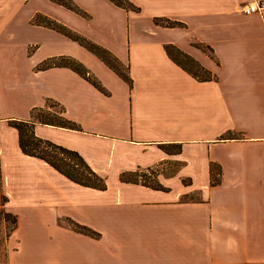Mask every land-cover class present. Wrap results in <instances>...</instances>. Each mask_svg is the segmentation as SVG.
<instances>
[{"label": "crops", "instance_id": "1", "mask_svg": "<svg viewBox=\"0 0 264 264\" xmlns=\"http://www.w3.org/2000/svg\"><path fill=\"white\" fill-rule=\"evenodd\" d=\"M18 1L32 7L26 58H0L11 79L0 80V224L15 220L3 264H264V0ZM64 57L103 90L69 67L41 68ZM47 100L79 129L35 124V136L78 152L105 189L22 152L9 121ZM142 171L154 185L121 180Z\"/></svg>", "mask_w": 264, "mask_h": 264}, {"label": "trees", "instance_id": "2", "mask_svg": "<svg viewBox=\"0 0 264 264\" xmlns=\"http://www.w3.org/2000/svg\"><path fill=\"white\" fill-rule=\"evenodd\" d=\"M60 4L65 5L66 7L77 10L68 0H53ZM119 5L124 4L120 0H113ZM162 23L166 25H175L176 22H171L168 20H161ZM50 25V23H47ZM68 37L72 40L77 41L80 45L87 48L89 51L98 56L101 60L104 61L110 68H112L118 75H120L125 81L130 83V78L126 73H124L117 64L115 60L112 59L110 54L105 50L101 49L99 46L93 44L92 42L86 40L85 38L67 33ZM167 53L169 56L177 62L179 65L187 69L193 76H197L195 71H192L185 67L181 61L178 60L177 54L173 51L171 47H167ZM179 53V52H178ZM180 54V53H179ZM185 57V56H184ZM187 62L196 64L193 60L188 57H185ZM191 64V65H192ZM66 66L76 72H78L82 77L87 79L91 84H93L99 90H103L101 85L93 78H91L87 71L82 68L79 64L73 61L69 57L61 58L60 60H46L41 64V68H47L51 66ZM207 78V76L205 77ZM58 106L59 111H53L51 107ZM64 109L59 104L55 103L52 100L46 101L45 107H34L30 111V119L28 120H10L9 124L15 127L19 133V145L23 153L40 158L51 165L59 173L64 175L70 181L80 184L82 186L91 187L95 189H105L106 184L103 177L99 176L91 167L86 163V161L81 157V155L71 149L65 148L63 146L57 145L49 140L41 139L35 136L33 132V127L35 124H46L54 125L59 127H65L69 129H79L76 123L67 119L64 115ZM142 176L136 172H129L127 174L121 175V180L123 181H132L137 182V179H133L132 176ZM129 176V177H128ZM145 183V182H143ZM7 215H3V219ZM9 217V216H8ZM14 219V218H13ZM15 224V220L13 221ZM74 229L81 231L87 234H92L87 228L74 224Z\"/></svg>", "mask_w": 264, "mask_h": 264}, {"label": "rangeland", "instance_id": "3", "mask_svg": "<svg viewBox=\"0 0 264 264\" xmlns=\"http://www.w3.org/2000/svg\"><path fill=\"white\" fill-rule=\"evenodd\" d=\"M30 9H32V7L29 6V3L27 6L22 7L21 2L18 0H0V58L2 64L4 63L6 68L11 66L14 60L13 58H16L15 64L17 62L23 63V58H26L24 53L26 51L29 28L25 25L24 20ZM177 58L185 67L195 71V65H191L182 57L177 56ZM119 68L125 72L124 67L120 66ZM1 75V83L11 80L8 78V76H10L9 72L6 74L3 72ZM199 75L203 74L199 73ZM51 109L56 112L59 111L58 106L51 107ZM137 174H141L142 176L138 177L134 175L132 176L133 179L154 185L155 179L152 172L144 173L142 171ZM13 221V218L6 217L4 218V222L0 224V264H3L6 260V237L10 233L12 226H14Z\"/></svg>", "mask_w": 264, "mask_h": 264}, {"label": "built area", "instance_id": "4", "mask_svg": "<svg viewBox=\"0 0 264 264\" xmlns=\"http://www.w3.org/2000/svg\"><path fill=\"white\" fill-rule=\"evenodd\" d=\"M260 9H262V5H257V4H242L239 7V10L245 14H249Z\"/></svg>", "mask_w": 264, "mask_h": 264}]
</instances>
